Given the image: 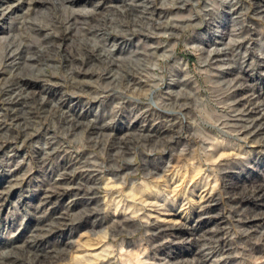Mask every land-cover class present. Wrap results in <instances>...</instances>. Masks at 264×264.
Returning <instances> with one entry per match:
<instances>
[{
    "label": "rangeland",
    "instance_id": "374dc122",
    "mask_svg": "<svg viewBox=\"0 0 264 264\" xmlns=\"http://www.w3.org/2000/svg\"><path fill=\"white\" fill-rule=\"evenodd\" d=\"M46 1L0 0L3 264H264V0Z\"/></svg>",
    "mask_w": 264,
    "mask_h": 264
},
{
    "label": "bare ground",
    "instance_id": "6f19581e",
    "mask_svg": "<svg viewBox=\"0 0 264 264\" xmlns=\"http://www.w3.org/2000/svg\"><path fill=\"white\" fill-rule=\"evenodd\" d=\"M57 1H63V0H57ZM67 2H71V3H73V4H75L76 3V1L77 0H66ZM177 1H180V2H182L183 0H177ZM227 2V4H229V5H231L230 3H232V4H234L235 2H233L232 0H225L224 1V3H226ZM229 2V3H228ZM43 3H50V4H52V5H54V7L55 8H58V6L60 5L59 3H57L55 0H48V1H46V2H43ZM58 4V5H57ZM59 8H60V6H59ZM129 8V7H128ZM57 10V9H56ZM121 12V11H120ZM126 12H129L128 10L126 11ZM122 14V13H121ZM120 14V15H121ZM125 15V14H124ZM129 15V14H128ZM51 16V12L50 11H44L43 13H41L40 14V19H38L37 20V22H35V21H31L30 22V24H28L27 25V27H26V29L27 30H29V31H31V32H37V30H45L46 28H48V26L47 25H44V23L46 24V22L48 21V19H49V17ZM112 21L111 22H113V24L115 25H119V26H123V24H121V21H119L118 19H115V18H112L111 19ZM51 21H54L55 23H58V24H60L61 25V27H64V29H66V25H65V23H62L60 20H59V18H56V17H53V19L51 20ZM112 24V25H113ZM178 27V26H177ZM176 27V28H177ZM187 28V27H186ZM180 29V28H179ZM21 30V29H20ZM183 31L184 30H182V33H183ZM66 36L67 35H65L64 36V38H66ZM117 36V35H116ZM22 41V40H21ZM22 44H10L9 46H8V50H6V51H4V56H3V58L4 59H8V58H13V59H16L18 62H19V59H21V55H22ZM2 54V55H3ZM93 56H96V57H98V59L101 61V62H105V64H107V66H108V62H106V59L107 58H103L102 56H99V55H93ZM27 60H36V59H34V58H26ZM25 59V60H26ZM17 61H15V62H17ZM15 64H17V63H15ZM114 64V63H113ZM136 66H137V64H136ZM140 69L141 70H135L138 74H140L141 73V71L144 69V67H142L141 65H140ZM46 68H48V66L46 65ZM134 72V71H133ZM136 73V74H137ZM79 74H83L81 71L79 72ZM84 74H87V73H84ZM137 77V76H136ZM22 81H23V83L25 82V80L22 78ZM8 89H10V88H8ZM13 89V88H12ZM11 89V90H12ZM10 90V91H11ZM38 110V109H37ZM232 180V179H231ZM239 184V183H238ZM227 186V191L229 190V189H233L234 187H235V184H233L232 182H228V184L226 185ZM259 188H254L250 193H249V196L246 198L248 201H252V202H257L256 200H257V198H259L258 196H259V194H257V192L259 191L258 190ZM230 192V191H229ZM236 194V193H235ZM263 194V193H262ZM230 198L232 199V198H234L232 195L230 196ZM238 198V200H240V201H243V197H240L238 194H236V197L234 198V199H237ZM8 257L7 256H3V255H1V257H0V261H1V263L3 264V262L2 261H6L5 259H7ZM10 258H15V257H10ZM13 259H11V260H13ZM16 259V258H15ZM8 261H10V260H8ZM13 262H15V261H10L8 264H10V263H12L13 264Z\"/></svg>",
    "mask_w": 264,
    "mask_h": 264
}]
</instances>
